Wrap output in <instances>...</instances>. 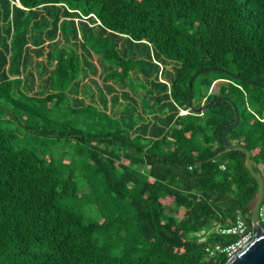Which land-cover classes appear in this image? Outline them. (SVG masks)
<instances>
[{"label": "trees", "instance_id": "obj_1", "mask_svg": "<svg viewBox=\"0 0 264 264\" xmlns=\"http://www.w3.org/2000/svg\"><path fill=\"white\" fill-rule=\"evenodd\" d=\"M208 67L194 105L236 104L264 177V0H0V107L69 149L0 129V264H225L198 233L252 230L259 186L234 107L189 108Z\"/></svg>", "mask_w": 264, "mask_h": 264}, {"label": "water", "instance_id": "obj_2", "mask_svg": "<svg viewBox=\"0 0 264 264\" xmlns=\"http://www.w3.org/2000/svg\"><path fill=\"white\" fill-rule=\"evenodd\" d=\"M216 67H208L197 70L189 81V108L196 113H203L208 107L217 104L219 101L226 99L235 110V123L228 126L222 135L225 150L224 151H243L246 154V166L251 172L252 176L258 183L259 189L246 206V210L249 211L251 216V225L253 238L248 241L242 249L234 253L229 257L225 264H264V226L259 223V209L264 200V177L261 172L256 170V162L252 158V152L246 147L240 144H231L228 141V133L239 125L240 114L236 104L224 96H218L207 103H203L201 106L196 107L193 103V86L192 83L197 75L206 71L216 70ZM223 151V152H224ZM222 152V153H223Z\"/></svg>", "mask_w": 264, "mask_h": 264}, {"label": "rangeland", "instance_id": "obj_3", "mask_svg": "<svg viewBox=\"0 0 264 264\" xmlns=\"http://www.w3.org/2000/svg\"><path fill=\"white\" fill-rule=\"evenodd\" d=\"M224 82V80H218L212 86L214 92L217 91L218 85ZM0 107V129L6 130L8 133L14 134L13 145L16 148H28L41 154L42 157L46 158L51 163V158L54 156L59 157L64 151L69 149L60 146H51V134H36L32 133L24 127L30 125L27 118L19 116L17 114H11L7 109L4 111ZM35 127H39L40 123L33 122ZM88 188L83 189V192H87Z\"/></svg>", "mask_w": 264, "mask_h": 264}, {"label": "built area", "instance_id": "obj_4", "mask_svg": "<svg viewBox=\"0 0 264 264\" xmlns=\"http://www.w3.org/2000/svg\"><path fill=\"white\" fill-rule=\"evenodd\" d=\"M186 113L187 111L181 110V114ZM259 223L264 226V200L259 209ZM214 230L221 234L234 235L236 236V240L225 245L220 243L208 244L206 246V252L209 256L225 255L229 258L253 238L252 230L249 228L247 218L243 214H238L231 226H215L212 229H202L198 233L200 240L206 241Z\"/></svg>", "mask_w": 264, "mask_h": 264}]
</instances>
